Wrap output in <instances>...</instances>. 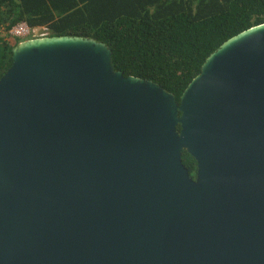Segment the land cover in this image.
Returning a JSON list of instances; mask_svg holds the SVG:
<instances>
[{"label":"water","instance_id":"95a60500","mask_svg":"<svg viewBox=\"0 0 264 264\" xmlns=\"http://www.w3.org/2000/svg\"><path fill=\"white\" fill-rule=\"evenodd\" d=\"M0 264H264V23L214 51L180 104L97 39L17 44Z\"/></svg>","mask_w":264,"mask_h":264},{"label":"trees","instance_id":"16d2710c","mask_svg":"<svg viewBox=\"0 0 264 264\" xmlns=\"http://www.w3.org/2000/svg\"><path fill=\"white\" fill-rule=\"evenodd\" d=\"M49 26L51 36H83L113 50L116 70L181 95L225 41L264 23V0H0V78L12 65L17 24ZM6 35V36H5ZM178 130H181L179 125ZM195 178L197 161L183 151Z\"/></svg>","mask_w":264,"mask_h":264},{"label":"built area","instance_id":"2783aa9c","mask_svg":"<svg viewBox=\"0 0 264 264\" xmlns=\"http://www.w3.org/2000/svg\"><path fill=\"white\" fill-rule=\"evenodd\" d=\"M10 34L15 38L24 41L32 38H44L51 36V30L50 27L46 25L30 27L26 22H22L13 27Z\"/></svg>","mask_w":264,"mask_h":264},{"label":"rangeland","instance_id":"374dc122","mask_svg":"<svg viewBox=\"0 0 264 264\" xmlns=\"http://www.w3.org/2000/svg\"><path fill=\"white\" fill-rule=\"evenodd\" d=\"M2 34V29L0 28V35ZM6 36V35H5ZM7 41L10 42V43H15L16 42V39L13 35L9 34V36L7 37Z\"/></svg>","mask_w":264,"mask_h":264}]
</instances>
